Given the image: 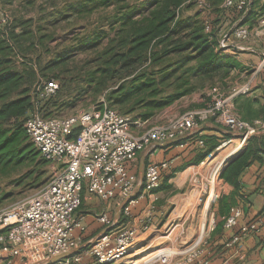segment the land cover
<instances>
[{
    "label": "built area",
    "instance_id": "1",
    "mask_svg": "<svg viewBox=\"0 0 264 264\" xmlns=\"http://www.w3.org/2000/svg\"><path fill=\"white\" fill-rule=\"evenodd\" d=\"M193 2L202 15H207L211 9L207 0ZM249 3L250 0L222 1L221 8H234L239 13L228 28L214 27L204 18V32H214L219 49L246 42L252 36L251 28L245 23ZM9 23L8 15L0 8V30ZM259 24L264 26V18L260 19ZM263 68L264 52L253 74ZM57 88L53 81L36 88L38 102H35L34 112L23 125L29 141L45 161L55 166V172L47 184L33 195L0 210V264H14L15 261L21 264H82L80 255L49 263L46 261L83 247L74 233L84 230L82 218L76 215L84 184L89 195L102 201L130 193L136 179L128 172L126 164L149 144L189 138L199 123L213 121L239 135L234 151L237 152L246 146L250 137L264 131V119L245 121L235 112L234 100L250 92V83L232 87L227 93L212 88L209 100L202 108L186 111L150 126L119 114L103 101L99 106L65 117H44L38 111L40 102L52 96ZM225 143H230V140L222 145ZM167 167V162L149 163L145 167L143 195L152 202L158 199L156 192L161 185V173ZM216 199L217 195L214 194L210 202ZM134 203L136 199H130L123 207L124 216H129L130 206ZM241 219L242 209L237 207L230 208L223 218L225 229L238 227L225 244L226 247L239 245L249 234L259 232L264 224V216L240 225ZM97 221L112 230L92 239L85 252L96 264H114L127 257L134 245L132 231L126 226L116 227L105 214L97 216ZM214 226V222L208 225L210 230ZM142 228L146 229V225ZM203 241L200 237L180 258L173 259L169 253L159 252L152 259L157 264H209Z\"/></svg>",
    "mask_w": 264,
    "mask_h": 264
},
{
    "label": "trees",
    "instance_id": "2",
    "mask_svg": "<svg viewBox=\"0 0 264 264\" xmlns=\"http://www.w3.org/2000/svg\"><path fill=\"white\" fill-rule=\"evenodd\" d=\"M43 1L48 7L41 12L50 15L52 29L45 23L37 24L34 19L27 18L10 21L0 30V166L9 161H24L30 153L41 168L48 164L33 144L27 143L29 139L23 126V120L25 122L35 110V102L30 101L28 95L29 87L40 77L51 79L49 82L54 80L58 86L52 96L45 98L47 101L43 99L46 101L43 106L41 103L44 101L40 102L38 111L42 116V107H48L55 97L61 95L66 87L65 80L79 78L91 83L99 79L100 87L96 92L100 95L105 93L109 108L121 115L133 116L130 117L133 121L143 122L186 94L193 77L202 73L201 78H205L209 69L229 66L227 58L223 64L215 63L218 42L214 32L206 34L203 22L198 19H178L177 12L182 11L190 0L132 3L128 0ZM221 1L207 0L212 8ZM109 8H112L113 15L108 30H105L104 17L101 16L94 28L89 24L83 27L82 34L71 32L62 37L57 34V29L70 17L91 15ZM251 10L253 14L264 15V3L253 0ZM84 21L86 23V17ZM73 33L81 38L80 42L67 46L66 41L73 37ZM59 43L63 48L48 53V47L54 48ZM97 47L100 51L90 61L95 64L90 71H82L83 66L80 65L70 72L72 75L68 74L69 78L64 72H55V65L63 64L81 51ZM42 49L49 54L45 60L38 52ZM25 82L28 87L23 84ZM110 83L113 87L103 90ZM81 89L78 85L74 98L65 102L66 106H73V102L83 95ZM53 105L58 106L56 102ZM261 157H264V136H252L247 140L244 151L223 170L220 177L236 188L240 173L253 161H260ZM32 180L34 185L40 182L37 177Z\"/></svg>",
    "mask_w": 264,
    "mask_h": 264
},
{
    "label": "crops",
    "instance_id": "3",
    "mask_svg": "<svg viewBox=\"0 0 264 264\" xmlns=\"http://www.w3.org/2000/svg\"><path fill=\"white\" fill-rule=\"evenodd\" d=\"M221 3L222 1L216 8L211 7L205 17L212 26L226 28L238 18L239 13L234 8H221ZM246 13L247 25L252 30L250 39L246 42H237L227 49L215 48V63L223 64L227 58L229 66L209 69L208 77L205 78H201L204 75L202 73L193 77L189 91L143 121L144 126L159 124L186 111L202 108L209 100L212 88L227 93L232 87L246 83H250V92L234 100L235 112L245 121L264 119V68L253 74L264 52V26L259 24L264 15L253 14L251 0ZM254 136H264V131ZM234 137L238 139L239 135L229 132L213 121H205L195 127L191 137L165 143H151L133 161L128 162L126 168L136 179L130 193L102 201L89 195L84 184L81 204L76 211V215L82 218L84 230L74 233V237H79L83 247L76 249L72 255H80L82 264H96L84 249L97 235L112 230L111 227L103 226L97 221V216L105 214L116 227L129 228L134 238L129 255L114 264H137L145 260L153 253L160 239L168 238V235L164 234L173 226L176 211L186 207V202L178 205L175 199L186 193L192 180L200 175L199 168L224 147V144H220L226 140L235 141ZM209 155L212 157L209 158ZM226 160L220 164L215 162L218 166L217 199L207 203L212 196L210 186L204 202L203 215L206 223L204 226L207 229L202 246L205 258L209 264H264V224L259 232L249 234L239 245L232 247H226L225 244L238 227L232 230L223 227V218L233 207L242 209L240 225L264 216V157H261L260 161H253L240 173L236 188L220 177L223 170L233 161L227 164ZM162 162H167L168 167L161 173V185L156 192L158 199L152 202V199L143 195L144 170L149 163ZM130 199H136V203L130 206V214L127 217L122 214V209ZM211 222L215 225L213 230L208 227ZM143 225H146V229L142 228ZM195 234L196 232L190 238ZM141 238L143 240H140ZM180 257L182 256L178 258ZM151 263L157 264L152 261ZM14 264L21 263L15 261Z\"/></svg>",
    "mask_w": 264,
    "mask_h": 264
},
{
    "label": "rangeland",
    "instance_id": "4",
    "mask_svg": "<svg viewBox=\"0 0 264 264\" xmlns=\"http://www.w3.org/2000/svg\"><path fill=\"white\" fill-rule=\"evenodd\" d=\"M138 1L144 0H128V2L131 3ZM252 1L253 0H251V2ZM258 2L259 4H261L262 2L264 3V0H258ZM43 4V0H0V8L8 15L10 21H13L15 19L32 18L36 21L37 24L42 25L45 23L47 24V28L52 29V26L49 25L51 21L50 15H43V13L41 12L42 9L44 10L46 7H48L47 4ZM112 15V8H109L106 10H99L97 13H92L91 15L86 14L82 16H72L69 18L70 20L68 19L61 24V27L57 29V34L61 37L64 34L67 35L71 32H76L78 34H80L81 32L82 34L83 27H86L89 24V27L94 28V26L98 24V18H100L101 16L104 17L105 30H108V25ZM205 16L206 14L202 15L198 11L193 0H190V3H188V5L182 11L178 12V19L184 18L185 20H187L189 18H193L198 19L200 23L201 21L203 22ZM85 17L86 23L84 21ZM40 18L41 21L38 20ZM76 19H81L82 21H75ZM80 39L81 38H79L78 35L73 33V37L66 41V45L74 46L80 42ZM51 47L52 46L48 47V53H50V51H59L61 48H63V44L59 43L55 45L54 48ZM99 51L100 47H97L96 49H90L87 52L81 51V53L77 54L76 56L68 58L66 61H64L63 64L55 65L54 70L55 72L59 71L66 73V76L68 78L69 75H72L70 72H74V69H77V67H79L80 65L83 66L82 71H90L92 68H95L94 62L90 61L96 58V54ZM38 52H41V54H43L41 56L44 60L49 56V54L47 55V51H44L43 49L39 50ZM86 59L88 60L87 63H82ZM17 65L15 64L16 67ZM50 80L51 79L40 77L37 82L31 84L28 91L30 101L32 100V102H38L37 99H35L36 88L43 86V84L49 82ZM65 81L66 87H64V89L61 91V95L59 97H55L54 101L52 100L53 102L48 107H42L41 113L45 117H65L68 115H72L78 111L87 110L88 108L93 106H99L102 101L107 106H109L110 103L108 102L105 93L100 95L97 94L99 92H96V89L100 87L98 83L99 79H94L91 83L79 78L76 80L67 79ZM55 82L59 84L57 80H55ZM23 84L26 85L27 82ZM78 85L81 86L83 95H81L80 98L76 99L73 102V106H66V103L70 102V100L74 98V94L78 90ZM26 86L28 87V85ZM112 87V83L106 84L103 90H108ZM46 101L41 103V106H43ZM55 102L56 104H58V106L53 105L55 104ZM234 139L236 140L224 145V147L218 150L210 160H208L201 168H199L200 175L197 176L196 179L192 180L190 187L184 195L181 194L178 198L175 199V202L178 205L186 202V207L181 211H176L173 226L168 228L169 230L164 234V236L168 235V238L160 239V241H158L160 243L155 246L156 248L154 249L153 253L145 260L137 264H152L151 261L154 262L152 257L161 251L169 253L173 257V259H177L182 252L190 248L200 237L201 239L205 237L207 228L206 226H204L205 222L203 207L206 196L209 193V187L211 186L212 189L211 195H217L219 193V190H217L218 166L215 165L214 161L223 154H226V151L228 150H232V153L228 156L227 162L241 153L243 148L237 152H234L235 146L238 144L237 138L234 137ZM27 143L29 144L30 141H28ZM23 146H25V144ZM32 157L33 153H30L28 158L24 161H9L3 166H0V210L14 202L33 195L40 188L44 187L47 184V182L55 172V166L48 163L46 167L41 168L38 164L37 159H32ZM34 177L39 178V185H34L35 181L32 180ZM211 180L212 182H210ZM207 203L209 204L210 200H208ZM195 232V237L193 236L192 238H190ZM140 240L143 239L141 238Z\"/></svg>",
    "mask_w": 264,
    "mask_h": 264
},
{
    "label": "water",
    "instance_id": "5",
    "mask_svg": "<svg viewBox=\"0 0 264 264\" xmlns=\"http://www.w3.org/2000/svg\"><path fill=\"white\" fill-rule=\"evenodd\" d=\"M239 155H240V154H238L235 158H237ZM235 158H233L232 160H234ZM227 160H228V159H227ZM227 160H226V162H227ZM232 160L228 161L227 164L230 163ZM226 162H225V163H226ZM75 251H76V250H74V251H72V252H70V253H67V254L61 255V256H57V257L49 258V259H47L46 263H47V262L49 263V262H54V261L62 260V259H64V258L69 257V256H71L72 254H74Z\"/></svg>",
    "mask_w": 264,
    "mask_h": 264
},
{
    "label": "bare ground",
    "instance_id": "6",
    "mask_svg": "<svg viewBox=\"0 0 264 264\" xmlns=\"http://www.w3.org/2000/svg\"><path fill=\"white\" fill-rule=\"evenodd\" d=\"M224 145H226V144H224ZM232 153V150H228V151H226V154H223L222 156H220L217 160H215L214 162H219V164L220 163H222L223 161H225L227 158H228V156L230 155ZM136 264V263H135Z\"/></svg>",
    "mask_w": 264,
    "mask_h": 264
}]
</instances>
